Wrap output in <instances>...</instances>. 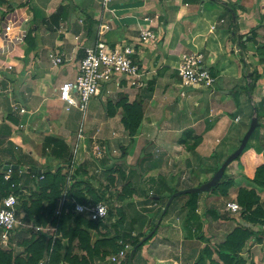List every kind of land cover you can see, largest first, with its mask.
<instances>
[{"label":"crops","instance_id":"0c3cea01","mask_svg":"<svg viewBox=\"0 0 264 264\" xmlns=\"http://www.w3.org/2000/svg\"><path fill=\"white\" fill-rule=\"evenodd\" d=\"M102 1L0 0L1 165L11 162L24 173L23 165L30 163L53 172L59 167L65 169L66 165L46 154L43 146L45 137L54 135L65 139L73 152L77 136L71 129V120L75 119L72 112L76 108L66 110L59 99L61 85L77 76L85 48L99 39L109 44H138L140 31L151 27L159 37L157 44L143 45L138 52L149 78L148 86L130 87L123 78L102 84L100 93L88 106V110L91 107L88 127V110L82 114L80 126L84 127L89 150L91 145L100 144L106 148V154L102 159L90 158L91 154L81 148L76 160L72 159L70 170L75 174L82 168L78 181H90L93 186L90 187L99 195L105 193L100 190L102 186L95 187V179L98 183L104 181L106 171L118 168H122L126 177H137L141 183L144 180L149 194L161 178L173 188L186 180V189L209 181L221 164L219 158H228L236 151L246 133L239 132L240 128L230 130L232 119L228 121L227 115L235 113L234 121L240 123L247 117L249 101L258 104L264 97V74L251 92L247 84L254 70L250 64L260 67L259 57L254 54L264 43V0H112L106 8ZM30 33L34 47L27 39ZM51 53L63 57L64 63L54 66L49 58ZM192 53H203L204 65L216 78L211 89L182 85L178 69L184 57ZM238 96L243 98L242 108L235 103ZM121 100L140 101L143 105V120L132 139L122 121L124 110L117 107ZM101 103L106 104L104 109H100ZM20 109L26 113L21 114ZM111 110L114 114H110ZM211 124L224 134L230 130L224 147H206L207 141L221 142L220 138L214 140L209 136ZM259 138L263 146L255 145L254 149L264 151V122ZM200 139L203 141L200 151L188 148ZM121 148L125 155L114 161ZM237 164L241 166L239 171ZM227 173L242 184L240 187L253 186L241 175L242 162H233ZM140 182L127 183L135 200L123 204L136 213L150 209L148 218L139 222L132 219L131 211L126 214L124 225L115 231L137 237L149 233L160 222L155 235L136 250L132 264H195L205 245L214 249L236 227L244 225L240 217L225 210L228 201L217 209L218 197L210 192L199 195L197 220L187 223L188 198L174 207L171 204L167 215L162 217L164 204L161 209L159 203L147 201L144 197L147 192ZM104 187L108 191L113 189ZM215 210L222 218H215ZM116 223L113 217L110 225L115 228ZM257 230H261L259 226ZM241 256L246 264H264V237L263 242L251 238ZM95 261L114 264L101 258Z\"/></svg>","mask_w":264,"mask_h":264},{"label":"trees","instance_id":"16d2710c","mask_svg":"<svg viewBox=\"0 0 264 264\" xmlns=\"http://www.w3.org/2000/svg\"><path fill=\"white\" fill-rule=\"evenodd\" d=\"M229 8H232L233 12L236 13L232 5H229ZM252 34V39H255L256 35L254 32ZM27 39H29L31 47H34L35 44L33 43L35 40L32 39L31 33L27 36ZM243 44L244 43L241 41L242 46ZM259 46L261 47L260 50L264 53V45L261 44ZM259 60L262 62L264 59L259 58ZM258 80L257 77L252 88L248 86L249 92L256 87ZM109 106L110 109H112L113 105L110 104ZM117 107H121L124 110L122 121L132 139L137 134L143 120V105L140 101L128 103L126 100H121L117 104ZM255 108L259 116L264 110V98L255 105ZM112 113L114 114L113 110H111L110 114ZM258 121L259 126H262L261 121L259 119ZM241 141L242 139L239 142V146ZM248 144L236 161L242 162L244 174L251 183H254L260 188H264V151L263 149L256 150L253 147H249ZM196 145L197 143L188 148L194 149ZM43 146L46 154L49 153L56 160L61 161V163L66 165V168L59 167L53 172L50 168L45 169L31 166L30 168L37 170L42 169L43 172L41 174L38 172L33 173V171L28 172L33 178V181H35V190L32 191L30 200H27L28 198L23 194L25 188L28 187L27 184L24 185L22 183L24 173L20 174L19 170H13L11 180L7 181L4 178L5 171L0 169V204L2 200L11 193L19 197L22 195L24 197L22 209L27 214L25 220L32 222L38 227H46L49 225L56 227V232L53 233V236L58 235L57 239L52 246L53 236L50 238L44 232H37L33 238L25 241L26 256L24 257L18 255L14 258L11 251L0 248V264H40L47 256L50 258V264H92L91 260L94 258H104V256L106 257L109 254H116L123 250L126 245H129L131 249L137 247V251H139L145 242L151 239L150 237L144 240V238L148 236V233L140 236L138 235L137 237H131V233H118L115 237L108 236L98 241L95 246L91 245L93 237L89 230L93 228L97 229L101 225V222L89 219L87 214H78L75 207L76 203L84 205L91 203L98 204L103 202V196L97 194L85 180L78 181L77 176H82V168L78 169L75 174L70 170L73 156L71 148L65 139L49 135L45 137ZM220 166L221 164L216 167L214 174L218 171ZM20 170H22V168ZM117 171H120L122 177L125 178L122 168H118ZM111 180H113V178ZM202 184L203 183H198L197 186ZM233 185L232 176L226 171L221 182L211 191L217 190L218 193L227 195L229 189ZM169 186V182L161 178L159 182L155 184L154 192L152 193V198L153 200L155 199L154 201H165L163 208H165L170 196L179 191L175 188L171 189ZM124 189L127 194L133 193L129 184L126 185ZM168 192L170 193L168 194ZM199 195L200 193L186 195L188 198L186 202V207L188 209L187 223L198 219L197 210L199 207ZM237 202L243 209L241 217L244 221V225L236 227L227 236L226 240L217 245L214 249L210 245L204 247L195 264H246V260L241 256L246 243L254 236L257 237L259 242L263 241L264 230H255L254 227L264 225V200L261 199V196L254 188L242 187L238 191ZM213 212L216 219L222 218L218 211L215 210ZM167 213L168 211L165 214L161 213L160 216L165 217ZM109 214L111 216L113 215V209H111V207H109ZM121 215L124 217L123 213ZM155 225L151 228L150 232L155 229ZM155 233L156 231L153 235H155ZM59 236L61 237L58 240ZM63 239L69 240L67 245H63L61 242ZM77 240L79 241V249L87 251L86 256L73 254V244ZM118 243L121 244L119 245ZM131 251L132 250H129L126 259L120 264H132ZM62 252H64V255H62ZM136 253H134V255ZM215 254L217 258L214 257Z\"/></svg>","mask_w":264,"mask_h":264},{"label":"built area","instance_id":"2783aa9c","mask_svg":"<svg viewBox=\"0 0 264 264\" xmlns=\"http://www.w3.org/2000/svg\"><path fill=\"white\" fill-rule=\"evenodd\" d=\"M111 2L112 0H103L102 5L106 8ZM158 39L155 31L151 27H147L140 31L138 44H109L99 39L92 46L85 48V57L79 64L77 76L74 80L64 82L59 90V99L65 104L66 110L70 111L76 108L85 115L91 99L100 93V86L115 78H123L130 87L146 88L149 78L138 59L139 47L155 44ZM49 58L54 66H60L64 63V59L60 55L51 53ZM178 70L181 83L186 88L211 89L216 81L210 68L204 65L203 53H192L185 56ZM1 90L0 87V92ZM20 113L25 114L26 110L20 109ZM86 140L84 127L81 125L77 134L76 147L72 152L73 161L76 160L81 148L86 152L93 150L96 158H104L106 148L100 144H93L89 150ZM19 171L20 174L24 173V170L19 169ZM12 175V169L5 171V180H11ZM19 204V196L14 193L4 198L0 204V243L7 248L11 244L13 233L25 225L23 217L18 211ZM75 209L78 214H87L89 219L97 222H103L109 216V205L104 201L88 205L76 203ZM225 210L237 215L243 209L237 202L228 201ZM37 229L40 230L39 227ZM53 232H56V229ZM56 239L57 235H54L52 246ZM129 250L131 247L126 245L113 257V260L120 264L126 259ZM41 264H49V259Z\"/></svg>","mask_w":264,"mask_h":264},{"label":"rangeland","instance_id":"374dc122","mask_svg":"<svg viewBox=\"0 0 264 264\" xmlns=\"http://www.w3.org/2000/svg\"><path fill=\"white\" fill-rule=\"evenodd\" d=\"M158 42V41H157ZM157 42L155 43V44H157ZM152 45H154V43L152 44ZM263 45H264V43H263ZM261 49V47L259 46V47H257L256 48V50H255V56L258 58H260V59H264V53H263V51L262 50H260ZM259 65H260V67L258 66V65H253V64H250V66L254 69L251 73H250V77H249V81H247L248 83V85L250 86V88H252L253 87V85H254V82H255V79L258 77V79H260V78H262V75L264 74V60L261 62L260 60H259ZM261 64H263L262 66H261ZM260 68V69H259ZM248 71V70H247ZM246 72V71H245ZM244 78H246V76L244 77ZM104 84V83H103ZM102 86V85H101ZM100 86V87H101ZM253 90V89H252ZM251 92V91H250ZM252 93H254V92H252ZM264 98V97H263ZM252 100V99H251ZM249 101V103H248V111H247V117L246 116H244V118L242 119V121L240 122V123H236L235 121H234V116H235V113H231V114H228L227 115V117H228V121L230 120V119H232L231 120V124H230V126H229V128H230V130H236L237 128L239 129V132L241 131L242 133H244L245 131H246V133H247V131L249 130V128H250V124H251V119H253V117L254 116H258L257 115V111H256V108H255V105H257V103H255V104H253L252 103V101ZM243 102V98H240V96H238V97H236V100H235V103H238L239 104V107L240 108H242V103ZM105 106H106V104L105 103H101V105H100V109L101 108H105ZM90 110H91V107L89 108V110H88V113H87V121H86V128L88 127V124H89V121H91V113H90ZM238 112V111H237ZM242 111L240 110L239 111V113H241ZM72 113H74V115H75V119L74 120H71V123H73V124H71L72 125V131H76V136H77V133H78V130H79V127H80V124L83 122V115H82V113L77 109H75ZM259 117V118H258ZM257 118L261 121V123L262 122H264V110H263V112H261L260 113V115L258 116ZM97 125L98 124H95V127L94 128H97ZM85 128V129H86ZM261 128H262V126H258L257 128H256V130L254 131V133H253V135L251 136V138H250V140H249V144H248V146L249 147H255V145H257L258 147H259V145H261V146H263L262 145V142H261V140H260V138H259V132L261 131ZM230 130H228V132H226L225 134L224 133H222V132H220V130H218L215 126H214V124H211V126H210V128H209V130H208V133H209V136H211V137H213L214 138V140H215V138H220L221 139V142L219 143V144H215V142L213 141V142H210V141H207V142H209V143H206V147H208L209 146V148H220V147H224L227 143H228V140H229V134H230ZM246 133H245V135H246ZM244 135V136H245ZM244 136H243V138H244ZM242 138V139H243ZM196 143H197V145H196V147H195V149L198 151H200V149H201V145H202V139H200V140H196L195 141ZM76 143H77V138H76V141L72 144L73 145V150L75 149V147H76ZM91 147H93V145L91 146ZM125 147H123V149H124ZM200 148V149H199ZM257 148V147H256ZM122 148L120 149V151H119V153L118 154H116V157H118V158H114V157H112V158H114L113 160L115 161V160H121L122 159V157L125 155V153H123V150ZM260 149V148H259ZM88 153H90L91 154V156H90V158L91 157H95L96 158V155H95V152L93 151V150H90V151H88ZM118 155V156H117ZM15 156L17 157V154H15ZM120 156V157H119ZM222 158H225V156L224 157H221V158H219V160H220V162H221V164L222 163H224V161L227 159V158H225L224 160H223V162H222ZM23 166H25V169H26V172L23 174V178H22V183L24 184V185H28L29 184V186L27 187V188H25V190H24V195H26V197L28 198L27 200H30V195H31V193H32V191H34L35 190V181H33L32 179H31V176L29 175V173H28V171H27V169L28 168H30L31 166H32V163H30V164H28V165H23ZM236 168H237V170L236 171H239L240 170V168H241V166H239L238 164L235 166ZM46 169V168H45ZM231 169L232 168H229V171H231ZM227 171V170H226ZM72 172H73V170H72ZM124 172V171H123ZM241 173H243V172H241ZM124 174H125V172H124ZM242 176H244L246 179H247V177H246V175L245 174H241ZM113 178V180H111ZM175 180V179H174ZM232 180H233V183H234V185L229 189V192H228V194L227 195H222L221 193H218L217 192V190H213V191H211L210 193L212 194V195H217V200H216V202H217V205H216V208L218 209V208H221V207H223V205H224V203H225V201H235V202H237V195H238V191H239V188H242V187H240L242 184H238V183H236L235 181H234V178H232ZM28 181H29V183H28ZM176 181V180H175ZM180 180H178L177 179V183L179 182ZM133 183L134 182V184H135V182L136 183H139L140 182V179L139 178H137V177H126V174H125V178H123L122 177V174L120 173V171H117V169H114V170H111V171H106L105 172V175H104V181H100L99 183H101V184H99L98 183V181L95 179V187H97L98 185H100V186H102L101 188L102 189H100L101 190V192L103 191L105 194H102V195H104L103 196V200L102 201H104V202H106L108 205H109V207H111V209H113V215L111 216L110 214H109V216H108V218L105 220V221H103V222H101V225L97 228V229H95V228H93V229H90L89 230V232H90V234L92 235V240H91V245H93V246H95V244L98 242V241H101L102 239H105L106 237H115L116 236V234L118 235V233L117 232H119V231H115V229H117L118 227H120V225H124V223H125V219H126V214H128V213H131V211L133 212V214H132V219H135V220H137V221H139V222H141V221H146V219L148 218L147 217V215H148V213L150 212V209H147V208H144L143 210H142V212L143 213H141V212H139V213H136V212H134L133 211V209H130L129 207H125L124 206V202H130V201H132V200H135V199H133L134 197H133V193L132 194H127L126 193V191H125V187H126V185H128L127 183ZM86 183H89V185H91L92 186V184H91V182L89 181H87ZM141 183V182H140ZM244 184L246 183L245 181L243 182ZM252 187H250V188H254L255 190H257V192H258V194L261 196V199L262 200H264V188H260V187H258L257 185H255L254 183H252ZM104 186H108L109 188L110 187H113V189H109V191H110V194H108V190H105L104 188ZM135 186V185H134ZM141 186H142V188L145 190V183H144V180H143V182L141 183ZM148 186V185H147ZM93 187V186H92ZM188 187V182H186V180H184V181H182V183H180V185L179 186H176V187H174L175 189H177V190H179V191H182V189H186ZM147 188V187H146ZM169 188H173V187H169ZM173 188V189H174ZM145 192H147L146 194L144 193V197H146L147 198V201H149V202H151V203H154V202H156V201H154L153 200V198H152V194L150 193L149 194V190L147 191V190H145ZM153 192H154V190H153ZM21 193V194H22ZM170 192H168V194H169ZM208 193V192H207ZM98 194V193H97ZM173 194H175V193H173ZM172 194V195H173ZM136 196H137V194H136ZM140 196V195H139ZM172 196H170V198H171ZM23 196L22 195H20V197H19V202H20V204H19V207H18V211H19V214L21 215V217H23V222L25 223V225H23V226H21L20 227V229H17L14 233H13V238H12V241H11V244L9 245V247L7 248V247H5V246H3L1 243H0V248H2V249H4V250H8V251H11L12 253H13V257L15 258V257H17L18 255H21V256H26V250H25V248H26V243H25V241H28V240H30L31 238H33L35 235H36V233L38 232V233H42V232H44V233H46L47 234V236L48 237H52L53 236V231H54V229H56V227H54V226H52V225H49V226H46V227H39L40 228V230H38L37 228H38V226H36V225H34L32 222H29V221H26L25 220V216L27 215L26 213H25V211L22 209V203H23ZM170 198L168 199V201H167V204L169 203V201H170ZM187 197H186V194H184V195H181V196H178L177 198H175V200H173V203H171L172 204V206L174 207V206H176V205H179V203L183 200H185ZM137 202H138V200H137ZM136 202V203H137ZM164 202L165 201H157L156 203H159L160 204V208H161V205H162V203L164 204ZM133 203H135V202H133ZM139 204H141L140 202H138ZM238 203V202H237ZM91 204H93V203H91ZM167 204L165 205V208H166V206H167ZM226 205V204H225ZM165 208L163 209V211L165 210ZM162 209V208H161ZM243 211V210H242ZM242 211L239 213V214H237V216L238 217H240L241 219H242V217H241V214H242ZM124 214V217L121 215V214ZM144 214V215H143ZM113 217H116V227L114 228L112 225H110V223L112 222V218ZM161 219V218H160ZM243 220V219H242ZM159 222H160V220L158 221V223L155 225V227L159 224ZM120 223V224H119ZM259 227H260V229L261 230H264V225H258ZM258 226H255L254 227V229L255 230H257V228H258ZM154 231V230H153ZM116 232V233H115ZM119 233H122V231L121 232H119ZM151 233V232H150ZM150 233H148V235L150 234ZM112 234H114V235H112ZM58 236V235H57ZM60 237L61 236H59V238H58V240L60 239ZM255 237V236H254ZM119 240H120V238H119ZM68 239H63V240H61V242L63 243V245H67L68 244ZM259 242V241H258ZM263 242V241H262ZM25 243V244H24ZM119 245L121 244V243H118ZM78 245H79V241L77 240V241H75L74 242V244H73V246H74V249H73V254L74 255H77V254H79L80 256H86V254H87V251H83V250H80L79 249V247H78ZM206 246H208V244L207 245H205L204 247H206ZM211 246V245H210ZM64 251V250H63ZM131 253H132V251H131ZM130 253V254H131ZM117 254V253H116ZM115 253L113 254H109V255H107L106 257L104 256V258H102V257H96V258H94L93 260H91L92 261V264H95V260L97 259V258H101V261H111L112 263H114V264H118V261H114L113 260V257L116 255ZM62 255H64V252H62ZM101 256V255H100ZM103 256V255H102ZM49 259V264H50V258L47 256L44 260H42V262H46L47 260ZM41 262V263H42ZM40 263V264H41Z\"/></svg>","mask_w":264,"mask_h":264},{"label":"water","instance_id":"95a60500","mask_svg":"<svg viewBox=\"0 0 264 264\" xmlns=\"http://www.w3.org/2000/svg\"><path fill=\"white\" fill-rule=\"evenodd\" d=\"M233 17L235 19V14H233ZM252 37V36H251ZM259 126V121L257 116H254L253 119L251 120V124H250V128L247 131L246 135L244 136V138L241 141V144L239 146V148L234 151L225 161L224 163L221 164L220 168L218 169V171L213 175V177L203 183L200 186L197 187H193V188H188V189H184L182 191H178L175 194L172 195V197L170 198L169 203L167 204L165 210L163 211V214H165L171 203L173 202V200L175 198H177L178 196L181 195H188V194H192V193H202V192H211V190L216 187L222 180L227 168L237 160V158L242 154V152L245 150L251 136L253 135L254 131L256 130V128ZM0 168H2L4 171H8L10 169L12 170H19L20 166L19 165H13L11 162H5L3 163ZM33 171V173H42V170H37V169H32V168H28V172ZM159 224L155 227L154 231H152L146 238L145 240H147L148 238L153 236V233L157 230ZM132 253H131V259L134 255V253L136 252L137 248L135 247L134 249H131Z\"/></svg>","mask_w":264,"mask_h":264}]
</instances>
